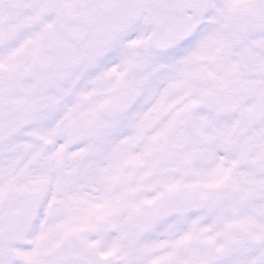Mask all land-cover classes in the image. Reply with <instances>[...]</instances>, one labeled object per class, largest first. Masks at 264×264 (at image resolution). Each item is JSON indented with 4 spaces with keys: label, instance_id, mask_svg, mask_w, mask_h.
Wrapping results in <instances>:
<instances>
[{
    "label": "snow or ice",
    "instance_id": "snow-or-ice-1",
    "mask_svg": "<svg viewBox=\"0 0 264 264\" xmlns=\"http://www.w3.org/2000/svg\"><path fill=\"white\" fill-rule=\"evenodd\" d=\"M0 264H264V0H0Z\"/></svg>",
    "mask_w": 264,
    "mask_h": 264
}]
</instances>
